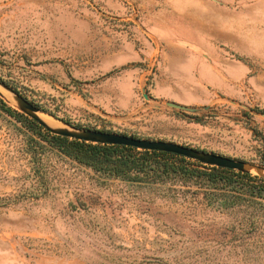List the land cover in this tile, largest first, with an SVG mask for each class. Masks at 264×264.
Instances as JSON below:
<instances>
[{"label":"rangeland","instance_id":"374dc122","mask_svg":"<svg viewBox=\"0 0 264 264\" xmlns=\"http://www.w3.org/2000/svg\"><path fill=\"white\" fill-rule=\"evenodd\" d=\"M201 11L226 34L219 90L161 76L148 29L187 43ZM0 79L61 127L264 168V0H0ZM33 139L0 108V264H264V203L217 208L195 186L107 177Z\"/></svg>","mask_w":264,"mask_h":264},{"label":"trees","instance_id":"16d2710c","mask_svg":"<svg viewBox=\"0 0 264 264\" xmlns=\"http://www.w3.org/2000/svg\"><path fill=\"white\" fill-rule=\"evenodd\" d=\"M0 81L20 93L9 83L2 79ZM0 108L40 140H32L35 150L39 151L48 145L77 164L107 177L137 184L174 181L184 187L195 186L203 190L204 199L217 208L230 209L264 203V178L206 166L175 154L86 143L56 136L1 99Z\"/></svg>","mask_w":264,"mask_h":264},{"label":"crops","instance_id":"0c3cea01","mask_svg":"<svg viewBox=\"0 0 264 264\" xmlns=\"http://www.w3.org/2000/svg\"><path fill=\"white\" fill-rule=\"evenodd\" d=\"M188 20V41L185 43L180 40L178 43L166 39L170 35L168 27H159L156 24L149 26L151 34L162 44H165V56L161 66V76L167 78H189L195 88L211 86L212 89L219 90L220 86L226 84L222 80L221 64L224 62L223 53L221 54L219 44L225 42L226 34L219 30L213 31L210 22L205 15V11L190 15ZM237 47V45H234ZM217 62L218 65L212 62ZM238 68V67H237ZM242 69V68H238ZM238 69H235V75ZM225 74V73H224ZM233 81H236L233 77ZM180 84L192 87L191 83L184 80Z\"/></svg>","mask_w":264,"mask_h":264},{"label":"water","instance_id":"95a60500","mask_svg":"<svg viewBox=\"0 0 264 264\" xmlns=\"http://www.w3.org/2000/svg\"><path fill=\"white\" fill-rule=\"evenodd\" d=\"M0 88L5 90L9 94L10 98L16 103V106L20 113L34 120L46 131L53 135L86 143L126 146L138 149L140 151H156L175 154L189 160L199 162L206 166L234 170L240 173L251 174L256 177L264 178L263 167L240 160L227 158L214 153L185 147L176 143L138 139L135 137L120 135L116 133H108L91 129H80L71 126H68V128H53L39 117V114L42 112L24 96L1 81ZM169 105L177 109L187 110L186 108L176 104ZM253 173H256V175H254Z\"/></svg>","mask_w":264,"mask_h":264},{"label":"bare ground","instance_id":"6f19581e","mask_svg":"<svg viewBox=\"0 0 264 264\" xmlns=\"http://www.w3.org/2000/svg\"><path fill=\"white\" fill-rule=\"evenodd\" d=\"M43 115L42 113L39 114V117L45 121L49 126L53 127V128H60L61 125L53 120H51L50 118H47L46 116H41Z\"/></svg>","mask_w":264,"mask_h":264}]
</instances>
